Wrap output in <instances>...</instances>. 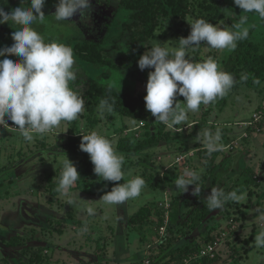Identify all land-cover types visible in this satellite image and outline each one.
I'll return each instance as SVG.
<instances>
[{"label": "rangeland", "instance_id": "374dc122", "mask_svg": "<svg viewBox=\"0 0 264 264\" xmlns=\"http://www.w3.org/2000/svg\"><path fill=\"white\" fill-rule=\"evenodd\" d=\"M57 3L58 0L46 3L42 9L44 22L33 27L44 36L45 42L70 46L67 41L58 39L59 32L65 36L77 33L71 21L76 20L74 24L79 28L80 16L55 21L52 15ZM90 3V23L83 29V35L86 40L103 42L105 67L113 72L99 80L101 71H92L77 62L78 78L72 86L80 89L84 98L92 81L98 79L100 85H110L122 97L140 105H145L148 74L153 70L141 71L138 67L140 56L148 50L143 44L157 40L165 43V47H176L179 38L190 34V23L198 19L210 22L215 14L209 0H186V15L181 18L156 9L155 18L152 12L145 19H129L120 11L121 0H90ZM3 6L9 11L30 5L7 0ZM241 14L242 10L233 0H226L214 25L235 30L233 25ZM118 21L120 29L113 33ZM154 21L156 25L151 29ZM246 26L249 28L247 39L263 45L264 21L249 14ZM14 30L8 24L0 25V48L13 43ZM232 52L213 50L201 44L190 53V58L202 62L212 57L225 71ZM234 77L237 82L238 78ZM84 101L86 110L77 120L62 122L32 142H26L10 121L9 127L0 128V264H31V258L38 256L44 261L32 264H152L153 259L166 253L169 244L176 243L175 249H180L209 236L215 240L214 250L206 249L211 243H203L199 255L187 258L183 264L201 263L204 251L213 261L209 264H264V248L255 245V236L264 230V120L258 123L254 120V114L264 108V84L257 89L245 85L233 87L224 98L201 105L198 112H189L188 120L173 128L159 121L146 126L115 112L101 115L99 105L89 104L86 98ZM176 101L184 106L182 96H177ZM206 129L212 132L219 129L222 133L223 147L211 155L207 153L202 135L198 136ZM91 132L114 139L118 153L122 138L135 142L148 133H160L164 138L158 145L123 156L124 179L108 182L96 179L97 175L93 180L85 173L87 159L82 154H65L71 137ZM66 156L76 166L80 179L68 194H62L57 187ZM186 171L199 175L196 187L204 186L202 197L206 204V197L213 188H221L225 193L235 191L243 199L228 201L213 212L212 219L194 230L193 219H190V212L196 209L198 201L197 196L192 195L194 186H188L187 192L175 187V181ZM136 176L146 181L139 198L122 205H107L100 200L115 183H124ZM73 193H79L80 198L75 206L68 204ZM178 198L183 200L182 219L180 225L171 227L168 210ZM89 207L95 209V215H88ZM141 211H148L147 223L131 224L129 220ZM163 212L165 220L160 230ZM182 237V241H177ZM14 239H19L25 247L17 249L9 245ZM198 259L199 262L194 261Z\"/></svg>", "mask_w": 264, "mask_h": 264}, {"label": "clouds", "instance_id": "9594fccd", "mask_svg": "<svg viewBox=\"0 0 264 264\" xmlns=\"http://www.w3.org/2000/svg\"><path fill=\"white\" fill-rule=\"evenodd\" d=\"M47 0H20V5L5 11L3 5L7 0H0V25L8 24L15 29L11 33L13 43L0 48V128L9 127L12 122L26 142L43 137L62 122L77 120L86 110L80 89H74L79 67L73 49L64 43L45 42L44 36L33 27L43 23L42 10ZM242 10L233 29L218 27L204 19L190 23V34L179 38L176 47H165V43L156 40L143 45L148 50L140 56L138 67L141 71L153 69L148 74L146 110L155 120L168 128L181 125L188 120V113L198 112L201 105H209L218 98L228 95L236 83L235 77L224 71L218 62L209 57L202 62H194L190 53L198 50L201 44L213 50L235 51L238 42L249 36V14L264 21V0H233ZM79 14L81 22L91 18L90 0H58L54 19L57 22L69 21ZM234 15V14H233ZM16 56L19 59H13ZM246 80V76L241 77ZM258 82V81H257ZM184 98L181 107L176 97ZM114 100L103 99L99 105L100 114L114 111ZM203 143L211 155L223 147L220 143L222 133L204 130ZM80 149L87 153L93 171L98 178L108 182H120L124 179V157L116 151L115 140L97 132L81 135ZM63 170L58 181L57 191L68 194V190L80 179L76 166L67 156L62 162ZM200 177L195 171H186L175 181L177 190L188 191L194 186L192 195L199 196L200 189L196 183ZM146 181L136 176L124 183H115L111 191L106 192L100 200L107 205H122L141 196ZM182 192V193H183ZM79 193H73L68 200L75 206ZM241 195L233 191L225 193L221 188H213L206 197L211 209H221L228 201H239ZM89 216L95 215V209L87 208ZM87 230L86 228L84 229ZM257 248H264V230L255 236Z\"/></svg>", "mask_w": 264, "mask_h": 264}, {"label": "trees", "instance_id": "16d2710c", "mask_svg": "<svg viewBox=\"0 0 264 264\" xmlns=\"http://www.w3.org/2000/svg\"><path fill=\"white\" fill-rule=\"evenodd\" d=\"M54 0H47L46 3H51ZM215 14L211 16L210 22L212 24L217 22V18L222 13L223 6L226 0H209ZM156 9H162L166 14L172 15L175 18H181L186 15L187 7L186 0H121L120 3V11L127 14L129 19H138V17H142L143 19L146 16H149L152 12L154 13V18L156 14ZM72 25L74 28L78 29L77 33H72L70 36H65L62 31L59 32L58 39L62 41H67L70 43V47L74 51V55L76 57V61L83 65L85 68H89L92 71H101L99 75V80L102 78H107L113 72L111 69L106 68L107 63L103 60L102 53L105 50L103 46V42H94L90 40H86L83 35V29L90 23V20L87 22H81V19L77 22L79 23V28L74 24ZM156 21V20H155ZM153 22L151 29H153L156 25V22ZM116 22V20H115ZM120 22L118 21L117 26H115V32H117ZM82 26L84 28H82ZM112 29V27H111ZM112 33V34H113ZM147 36H149L147 34ZM146 36V37H147ZM145 36L142 38L146 39ZM114 38L110 36L109 39ZM59 40V41H60ZM264 45V41H263ZM262 44H256L246 39L238 42V46L235 51H233L230 55L229 61L226 63V72L231 73L233 76L238 78L236 84L234 85L237 88L240 85H245L250 89L260 88L264 84V47ZM136 54H139V51ZM136 56V55H134ZM246 76V80H242L241 77ZM97 81H92V84L85 93L84 98H86L92 105H100L101 100L109 99V101L114 100V111L117 114H120L124 117H128L139 122H143L146 126L151 125L156 122L155 118L151 115L149 111L146 110L145 105H140L134 100H127L122 97L121 94L116 92L115 88L110 85H100ZM258 81V82H257ZM10 123H12L10 121ZM95 123V122H94ZM92 123V124H94ZM252 129V128H250ZM249 131H252L250 130ZM164 138L161 137V134L158 135H150L146 134L145 138L141 140H136L135 142L131 139H120L118 143V150L123 156L126 155H135L145 149L158 145L160 140ZM82 137L73 136L69 139L67 151L65 154L67 155H79L82 154L87 159V170L86 174L89 177H92L94 180L96 174L93 171L94 165L90 161V157L87 153L83 152L79 147L81 143ZM89 179V178H88ZM91 179V180H92ZM100 179V178H96ZM200 195L197 196V206L196 209L191 210L190 219L193 223V229L195 230L203 223L212 219V214L216 209H211L205 203L203 199L204 186L200 188ZM56 193V192H55ZM182 198L176 199L169 207V224L171 227H175L180 225L182 215H181V205ZM148 211L139 212L136 216L130 219V223L133 225H145L147 223V219L149 215ZM165 213L160 214V227L164 225ZM173 239V238H172ZM182 238H177V241H182ZM169 243H172V240H169ZM214 238L209 236L201 242L194 241L190 245H186L183 248L175 249V244H169L167 247L166 253L160 255L159 257L153 259L152 264H183L187 258L194 256L195 254H199L201 251V247L203 243L205 244H213ZM9 245L14 246L15 248H24L25 245H21L19 243V239L12 240ZM37 259V260H36ZM201 263L196 264H206L213 262L210 260L209 256L203 257ZM44 260L41 256L33 259L31 258V262H43ZM195 262H199L200 260H194ZM31 263V264H32Z\"/></svg>", "mask_w": 264, "mask_h": 264}, {"label": "built area", "instance_id": "2783aa9c", "mask_svg": "<svg viewBox=\"0 0 264 264\" xmlns=\"http://www.w3.org/2000/svg\"><path fill=\"white\" fill-rule=\"evenodd\" d=\"M254 120H255V123H258L260 120H264V108L261 109V111H257L254 114ZM168 218H169V216H168ZM165 222H166V224H168V220H166ZM161 229L163 230V227H161L160 230ZM214 244H216V243L210 244V246L208 248H206V249L209 250V251H213L214 250V246H215ZM197 255H199V254H197ZM202 255H203V257L207 256L206 251H204L202 253Z\"/></svg>", "mask_w": 264, "mask_h": 264}, {"label": "crops", "instance_id": "0c3cea01", "mask_svg": "<svg viewBox=\"0 0 264 264\" xmlns=\"http://www.w3.org/2000/svg\"><path fill=\"white\" fill-rule=\"evenodd\" d=\"M250 138H252V137H250ZM246 140L248 141V140H249V138H247ZM246 140H245V141H246ZM247 141H246V142H247ZM260 149H261V147H260ZM217 167H218V166H217ZM216 169H218V168H216ZM261 169H262V168H261ZM259 171H260V174H261V175H262V172L264 173V171H263V170H262V172H261V170H259ZM260 174H259V176H261Z\"/></svg>", "mask_w": 264, "mask_h": 264}]
</instances>
